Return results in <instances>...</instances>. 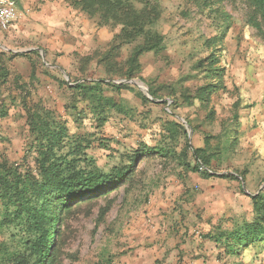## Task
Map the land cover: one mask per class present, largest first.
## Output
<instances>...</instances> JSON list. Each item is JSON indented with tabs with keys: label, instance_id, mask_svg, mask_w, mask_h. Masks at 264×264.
Instances as JSON below:
<instances>
[{
	"label": "trees",
	"instance_id": "16d2710c",
	"mask_svg": "<svg viewBox=\"0 0 264 264\" xmlns=\"http://www.w3.org/2000/svg\"><path fill=\"white\" fill-rule=\"evenodd\" d=\"M203 1L208 8L212 7L208 5L209 0ZM245 1L252 8L247 25L264 41V0ZM68 3L71 8L87 14L98 27L115 30L105 51L95 50L78 57L82 74L96 63L106 79L86 76L69 83L53 76L42 65L45 75L56 80L61 89L69 91L62 113L42 99L32 100L28 85L18 86L23 96L20 102L27 115L23 126L28 131L23 137L24 155L20 161L12 162L7 154L0 152V231L9 233L0 240V264H61L59 225L66 215L111 190L127 183L132 185L136 175L143 173L139 170L140 164L147 158L159 157L164 164H174L182 169L183 178L193 173L206 180L217 178L236 182L238 192L247 195L242 186L246 171L221 173V166L228 165L239 149L243 135L240 111L247 108L243 107L242 101L238 99L232 105L230 118L221 123V133L217 136L204 134L203 144L199 146L190 144L188 130L178 121L176 113L179 108H190L199 103L207 110L205 120L209 124L215 122L216 112L208 107L216 94L228 91L220 46L233 26L230 17L227 19L221 9L226 21L218 26L220 33L204 42L212 48L211 53L192 66L193 76L202 78L204 84L195 90L183 84L179 87L163 84L161 87L171 90L170 111L162 110L161 123L148 128V138L138 147L122 151L124 143L121 139L108 137L105 133L108 125L114 118L131 122L146 114L126 104L121 99L122 94L133 93L145 110L152 104H168L151 101L131 84L113 81L118 78L145 81L142 58L147 54L167 60L164 35L157 30L161 6L156 0H68ZM127 45L133 49L125 59L124 47ZM33 66L36 67V63ZM178 88L179 96L176 94ZM149 89L153 99H160L156 89ZM149 118L146 115L143 122ZM186 121L197 133L199 126L187 118ZM10 143L9 138L0 135V144L7 146ZM94 149L112 152L113 159L119 157L124 163L105 172L90 153ZM250 198L251 221H237L230 230L218 228L215 233L207 234L208 239L220 248L218 258L230 259L231 262L225 264H253L259 257L254 259L251 249L258 247L257 254H261L264 248V187Z\"/></svg>",
	"mask_w": 264,
	"mask_h": 264
},
{
	"label": "rangeland",
	"instance_id": "374dc122",
	"mask_svg": "<svg viewBox=\"0 0 264 264\" xmlns=\"http://www.w3.org/2000/svg\"><path fill=\"white\" fill-rule=\"evenodd\" d=\"M156 1L162 9V16L157 30L164 35L168 58L164 60L153 54L145 55L142 58L144 66L142 77L146 82H142L148 89L150 87L156 89L160 99L155 100L152 96L149 98L137 85H131L139 89L151 101L156 103L168 102V104L164 106L152 104L147 106L145 110L141 106L139 98L133 93L126 92L122 94L121 99H124L126 104L135 107L139 112L146 113L135 120H131V122L114 118L108 125L105 133L108 137L121 139L124 143V148L121 147L122 151H130L138 147L144 139L148 138V128L161 123L159 118L163 116L162 110L170 111L173 103L169 94L171 90L161 87L163 84H168L169 87H179L180 84H183L192 90L204 84L202 78L198 79L193 76L192 66L199 59L211 53L212 48L205 46L204 42L220 33L218 26L226 21L221 9L228 16L227 19L230 17V21H233L232 28L228 31L222 46H220L223 48V64L226 66L224 81L228 86V91L216 94L208 107L216 112V120L213 124H209L205 120L207 110L201 107L199 103H196L194 107H183L176 110L178 121L182 122L188 130L190 144L202 145L204 134L208 136L219 135L221 133V123L230 118L232 105L235 101L240 99L243 107L251 105L252 97L260 96L262 84H264V41L258 37L254 28L247 25V21L252 14V8L245 0H224L219 4L216 3L217 0H209L208 5H212L211 8H208L207 3H204L203 0ZM72 10L78 17H85L93 21L79 9L72 8ZM106 30L107 34L102 41L98 42V37L94 40V43L88 44L90 52L95 50L105 51L108 48L115 30L109 28ZM85 46L83 44L82 48ZM132 49L133 46L131 45L124 47L125 59L130 55ZM61 55V52L42 53L38 64L40 66L45 65L53 76L64 79L69 83L86 76L95 79H106L103 70L98 68L96 63L90 65L87 73L82 74L79 71L78 58L73 57L72 61L74 63L71 67L64 68L58 63ZM122 80L126 79L118 78L113 81L118 83ZM133 80L140 79L134 78ZM42 91L45 94L46 103L62 113L64 105L69 99V91L65 88L61 89L58 82L48 75H45L44 84H40V92L42 93ZM14 93L15 96H22L18 88L14 90ZM180 93L178 88L176 94L179 96ZM255 104L256 102H254ZM245 111V109L240 111L243 135L238 146V152L230 160L229 166L227 164L221 166V173H233L236 170L246 171V181H242V184L246 194H253L264 186V172L262 174L260 170H255L257 167L263 166L264 159L257 152L251 153L253 145H251L250 138L246 134L247 128L243 125ZM146 115H149L150 118L143 122ZM186 118L192 124L199 126L197 133H194ZM1 129L2 125H0V131ZM8 138L14 140L11 136ZM212 142L215 143V140H212ZM14 148L0 144V152L4 155L7 154L10 161H20L24 155L23 149L22 151L21 149L16 151ZM90 153L97 160L99 168L105 172H109L114 166L124 163L119 157L113 159L112 152H106L102 149H94ZM172 165L164 164L163 159L159 157L144 159L139 168V170H143V173L136 175L132 185L127 183L118 189L111 190L108 194L93 200L91 204H84L67 214L59 225L58 240L61 251V264H99L101 258L107 256V245L110 237L118 229V213L133 209V205L126 202V198H133L142 195L147 190L150 191V179L153 181H156L158 177L167 179L173 173H176V167ZM240 197L238 208L241 209V212L238 213L249 210L250 207V200L245 195H240ZM8 234L7 230L0 231V240L6 238ZM228 262L231 261L228 260Z\"/></svg>",
	"mask_w": 264,
	"mask_h": 264
},
{
	"label": "crops",
	"instance_id": "0c3cea01",
	"mask_svg": "<svg viewBox=\"0 0 264 264\" xmlns=\"http://www.w3.org/2000/svg\"><path fill=\"white\" fill-rule=\"evenodd\" d=\"M15 1L17 13L11 28L0 31V135L13 137L8 145L22 151L27 115L20 102L23 96H15L14 90L28 85L32 100L46 102L40 92V84L45 82V68L38 64L42 53L61 52L58 63L71 67L73 57L93 53L88 44L98 37V42L102 41L107 28L78 17L68 0ZM252 98L243 125L253 145L251 153L257 152L264 159V84L260 96ZM255 170L263 174L264 163ZM175 172L167 179H150V191L126 198L133 209L118 213V229L99 264H225L230 260L218 258L220 248L207 234L218 228L230 230L237 221H251L250 195L258 194L264 186L245 195L250 200L249 210L238 213L241 194L236 182L206 180L193 173L183 178L179 167ZM256 249L250 253L254 259L259 257L253 264H264V248L261 254Z\"/></svg>",
	"mask_w": 264,
	"mask_h": 264
},
{
	"label": "built area",
	"instance_id": "2783aa9c",
	"mask_svg": "<svg viewBox=\"0 0 264 264\" xmlns=\"http://www.w3.org/2000/svg\"><path fill=\"white\" fill-rule=\"evenodd\" d=\"M17 3L15 0H0V31L7 32L16 17Z\"/></svg>",
	"mask_w": 264,
	"mask_h": 264
},
{
	"label": "water",
	"instance_id": "95a60500",
	"mask_svg": "<svg viewBox=\"0 0 264 264\" xmlns=\"http://www.w3.org/2000/svg\"><path fill=\"white\" fill-rule=\"evenodd\" d=\"M118 83H125V84H133V85H137L141 91H143V93L148 96L149 98H151V95L149 93V89L147 87L144 86V83L140 80H122L119 81ZM181 121H183L184 123H186L183 119H181ZM187 125V124H186ZM192 131L190 132L191 135Z\"/></svg>",
	"mask_w": 264,
	"mask_h": 264
}]
</instances>
